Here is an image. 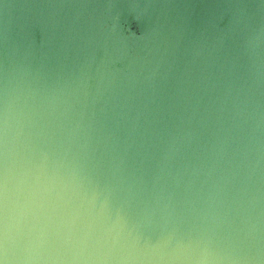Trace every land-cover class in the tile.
Listing matches in <instances>:
<instances>
[{"label": "rangeland", "instance_id": "obj_1", "mask_svg": "<svg viewBox=\"0 0 264 264\" xmlns=\"http://www.w3.org/2000/svg\"><path fill=\"white\" fill-rule=\"evenodd\" d=\"M99 4L82 45L83 22L60 35L38 13L41 0L0 1V203L23 196L13 220L22 242L4 264H58L60 240L92 226L82 207L121 215L115 183L139 196L136 184L160 169L178 179L205 162L184 165L188 151L162 131L196 129L190 110L203 107L193 47L220 49L223 0ZM205 166L183 186L207 178Z\"/></svg>", "mask_w": 264, "mask_h": 264}, {"label": "water", "instance_id": "obj_2", "mask_svg": "<svg viewBox=\"0 0 264 264\" xmlns=\"http://www.w3.org/2000/svg\"><path fill=\"white\" fill-rule=\"evenodd\" d=\"M2 1V0H0ZM38 13L52 27L75 32L101 13L100 0H41ZM84 5V6H81ZM85 7V8H84ZM226 21L216 30L218 51L193 47L199 64L201 93L195 96L189 122L195 131L162 133L171 146L188 151L184 165L202 157L210 175L198 167L136 184L134 196L122 184L114 188L126 204L118 217L82 207L92 223L78 237L61 239L65 252L58 264H264V0H223ZM74 21L67 25L65 21ZM65 25L66 27H62ZM77 50L73 48V51ZM23 196L0 203V264L17 256L22 239L13 220Z\"/></svg>", "mask_w": 264, "mask_h": 264}]
</instances>
